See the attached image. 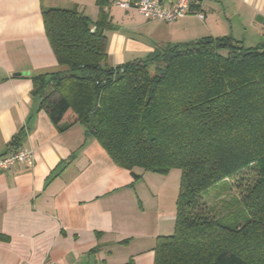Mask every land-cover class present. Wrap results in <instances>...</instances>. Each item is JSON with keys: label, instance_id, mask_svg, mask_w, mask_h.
Here are the masks:
<instances>
[{"label": "trees", "instance_id": "obj_1", "mask_svg": "<svg viewBox=\"0 0 264 264\" xmlns=\"http://www.w3.org/2000/svg\"><path fill=\"white\" fill-rule=\"evenodd\" d=\"M104 4L95 20L78 5L42 9L64 69L34 77L32 93L59 131L80 122L118 167L180 170L153 264H264V41L206 36L111 66ZM231 183L217 211L204 203Z\"/></svg>", "mask_w": 264, "mask_h": 264}, {"label": "crops", "instance_id": "obj_2", "mask_svg": "<svg viewBox=\"0 0 264 264\" xmlns=\"http://www.w3.org/2000/svg\"><path fill=\"white\" fill-rule=\"evenodd\" d=\"M97 1L0 0V156L16 148L34 155L31 167L0 172V264H153L157 237L173 232L175 195L159 182L162 174L118 167L80 122L59 131L32 93L34 77L64 69L42 9L78 5L95 20ZM101 1L112 22L105 31L111 66L206 36H230L246 48L264 41L255 19L264 17V0H194L170 23L118 5L122 25L111 0Z\"/></svg>", "mask_w": 264, "mask_h": 264}, {"label": "built area", "instance_id": "obj_3", "mask_svg": "<svg viewBox=\"0 0 264 264\" xmlns=\"http://www.w3.org/2000/svg\"><path fill=\"white\" fill-rule=\"evenodd\" d=\"M194 0H173L170 5H164L162 0H133L132 2H118L121 7L133 6L139 14L147 19H157L166 23L174 22L189 14ZM199 18L203 15L198 13ZM25 164L31 167L34 163L32 150L16 148L0 156V172L15 164Z\"/></svg>", "mask_w": 264, "mask_h": 264}, {"label": "rangeland", "instance_id": "obj_4", "mask_svg": "<svg viewBox=\"0 0 264 264\" xmlns=\"http://www.w3.org/2000/svg\"><path fill=\"white\" fill-rule=\"evenodd\" d=\"M119 0H111L109 4H107V7H110V10L112 13L116 14L117 17V23L118 25H122V18L121 15H124V9L118 6ZM99 12V7H98ZM98 16V15H97ZM97 18V17H96ZM222 54H226L227 52L225 50L220 51ZM154 173V172H153ZM163 178L160 179L159 182L162 183L163 186H167L166 190H169L170 195L174 197L173 198V208H175V198L178 191V185H179V178H180V170L177 168L171 169L168 173L162 174ZM235 183V182H234ZM231 183V187L227 188L225 191H210L208 196H206L204 199V203L212 207L215 211L218 210L219 203L217 202L220 197L225 198V195H231L235 191V184ZM159 184V183H158ZM221 199V198H220Z\"/></svg>", "mask_w": 264, "mask_h": 264}, {"label": "water", "instance_id": "obj_5", "mask_svg": "<svg viewBox=\"0 0 264 264\" xmlns=\"http://www.w3.org/2000/svg\"><path fill=\"white\" fill-rule=\"evenodd\" d=\"M255 19L257 22L264 24V17L262 15H257Z\"/></svg>", "mask_w": 264, "mask_h": 264}]
</instances>
